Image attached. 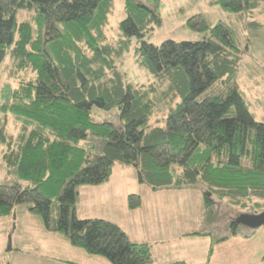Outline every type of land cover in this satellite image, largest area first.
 <instances>
[{
  "label": "trees",
  "instance_id": "16d2710c",
  "mask_svg": "<svg viewBox=\"0 0 264 264\" xmlns=\"http://www.w3.org/2000/svg\"><path fill=\"white\" fill-rule=\"evenodd\" d=\"M114 1L0 0V68L9 57V76L18 80L0 89V152L7 172L31 183L0 184V217L25 207L47 231L89 254L111 264H149L150 244L132 241L107 219L78 217L79 188L107 183L121 163L133 165L152 190L198 187L209 209L215 200L242 207L255 200L260 211L246 213H260L264 123L237 81L243 49L236 31L195 15L189 24L210 29L208 37L156 45L146 40L162 24L156 10L125 0L123 39L114 45L106 33ZM261 1L217 0L236 13ZM133 37L138 64L168 89L126 81L117 62ZM94 108H117V121H94ZM11 120L14 134L7 131ZM128 205L139 208L141 195L130 194ZM229 227L236 235L240 226L233 220Z\"/></svg>",
  "mask_w": 264,
  "mask_h": 264
},
{
  "label": "rangeland",
  "instance_id": "374dc122",
  "mask_svg": "<svg viewBox=\"0 0 264 264\" xmlns=\"http://www.w3.org/2000/svg\"><path fill=\"white\" fill-rule=\"evenodd\" d=\"M139 1L155 9L162 20L160 26H156L146 35V40L156 45L166 39L200 41L204 37H208L211 34L210 29L197 30L189 24V20L195 15H202L210 27L217 23H223L236 31L243 49V59L237 81L250 112L258 122L264 123V1H261L257 8L242 13L226 10L217 0ZM124 10L125 0H115L109 25L106 28L108 41L114 45H118L123 39L119 23L125 17ZM27 17L28 14L21 11L20 19L24 20ZM138 45V39L133 37L128 50L118 59V68L124 73L126 81L135 85L156 83L159 90L168 89V82L160 83L151 72L138 64L135 56ZM10 65L8 57L0 68V89L7 81L17 84L18 80L9 76ZM164 112L165 107L162 106L156 110L152 123L154 124ZM2 116L3 113L0 112V119ZM92 116L96 122H114L117 121L118 110L117 108L112 110L94 108ZM7 131L16 133L14 121L11 120ZM2 158L3 153L0 152V184L13 185L20 181L25 186L31 185L30 182L21 180L15 174L8 173ZM111 176L112 181L106 188L100 187L104 189L92 193L89 191L82 193V200L86 206L83 209L81 207L77 215L79 218L107 219L117 223L132 241L152 245V258L149 264H161L164 257L168 259L169 253V257H173L176 253V244L168 242L171 241L170 236L169 240L164 241L166 234L162 233L161 238L160 235H157V231L162 227L171 229L172 237L177 230L183 233L188 231L186 236L188 241H182L189 242L187 252L184 250V253L195 251L191 254L192 256L187 258L195 260L194 264L197 259H200L197 263L206 264L203 258L208 251V243L223 241V238L226 239L227 236L230 237L228 242H236L241 245L229 249L231 254L228 253L226 257H230L228 258L231 259L230 261H227L226 258L224 262L216 261L217 258H221L220 255L223 253L221 251L214 255L213 260L216 262L212 264H264V225L252 230L239 224L240 227L236 234L239 238L237 239L229 227L239 214L251 210L260 211V208L255 205V200L246 202L247 207L231 203L229 199L222 202L215 200L214 206L209 209L206 207L203 194L198 187L174 188L171 189L174 194L159 197L157 190L154 191L147 184L138 181L137 170L133 165L118 163L114 165ZM119 190L123 196L122 200L125 199L126 202L128 201V197L125 198L127 190L130 191V194L141 195L145 202L144 212L146 208L150 209L147 214L150 223L134 222L131 218L128 220L120 212L119 202L121 200L116 198ZM163 199L166 202L165 205L162 202ZM168 202H170L169 208ZM141 218L146 217L140 215L139 220ZM56 221L57 206L54 204L52 223H56ZM44 228L42 217L29 212L25 207H19L15 213L0 217V264H40L42 261H47L46 263L50 264V262L58 260L70 261L80 256L78 250L81 249L71 247L72 245L63 234L48 232ZM178 237L176 235L175 239ZM181 240L183 239L181 238ZM43 255H47L49 258L41 259Z\"/></svg>",
  "mask_w": 264,
  "mask_h": 264
},
{
  "label": "crops",
  "instance_id": "0c3cea01",
  "mask_svg": "<svg viewBox=\"0 0 264 264\" xmlns=\"http://www.w3.org/2000/svg\"><path fill=\"white\" fill-rule=\"evenodd\" d=\"M111 181H112V178H110L107 183H104L102 185H98V186H81L79 188L80 194H79V200H78V204H77V212H79V210L81 209V207L83 209L86 206V204H84L83 203V200H82V195H83L82 193L84 191H89L91 193L92 192H97L100 189H104V188H100V187H105L106 188L107 186H109ZM154 191H156V190H154ZM171 191H173V190H171V189H159V190H157V193H159L157 195L159 197H165V195H166V197H167L169 194H171V195L174 194ZM129 192L130 191H128V190L126 191V195H125V198L126 199H127L128 195H130ZM122 197L123 196L121 194V191L119 190L118 193H117V195H116V198H119L121 200L119 202V204H120V212L124 216H126V218L128 220H130V218H131V219L134 220V222L145 221L147 223H150V220L147 218V214H149L150 209L146 208V210L144 212V203L145 202H144L143 199H142V205L139 208H137V209H130L129 208V205H128V201L126 202L125 199L122 200ZM162 202L165 205L166 202H165L164 199L162 200ZM167 205H168V208H169L170 207V202H168ZM140 215L141 216H145L146 218H141L139 220V216ZM81 218H86V217H81ZM151 228H153V227H151ZM162 233L166 234V240H164V241L169 240L168 238L170 236L171 241H168V242H174V244H176V247H175L176 253H175V255L173 257H169V255H170V253H169L168 254V259L164 257L163 258V261H161V264H194V261L195 260L193 261L192 259H187V258H189L188 256H192L191 254H193L195 251L192 250V251H190L187 254L184 253V250L187 252V245H189V242H182V241H188V240H186V236L188 234V231L186 233H183V232L177 230L176 232H174L176 234L172 237V235H171V233H172L171 229L168 230L167 228L162 227L161 229H159L157 231V235H160V238H161V234ZM176 235L179 236L178 239H175V236ZM234 236H235V239L239 238L238 235H234ZM181 238L183 240H181ZM228 238H230V237L227 236V238L225 240L223 239V241L222 240H218L215 243L214 242L208 243V245H207L208 251H207L206 255L204 256L205 258H203V260H205V263L206 264H212V263H214L216 261H222V262H224L225 258L227 259V261H230L231 260V259H228L230 257H226V255L228 253L231 254V252H230L231 247H234L236 245L239 246L241 244L240 243H236V242H228ZM246 238L248 239V236H246ZM63 243L66 244L65 242H63ZM190 243L193 244V242H190ZM229 245H231V246H229ZM71 247H73V246H71ZM79 249H81V248H79ZM152 249H153V247L151 245V251H152ZM221 251L223 252L220 255L221 258L220 259L217 258L216 261L213 260L214 255H216L218 253H221ZM78 252H79L80 256L79 257H76V258H74V259H72L70 261L58 260L57 262H50V264H64V262H65V264H111L104 257L89 254L88 252H86L83 249L78 250ZM44 258H49V256L43 255V257L41 259H44ZM198 261H200V259H197L195 264H199V263H197ZM46 262L47 261H42V263H40V264H47Z\"/></svg>",
  "mask_w": 264,
  "mask_h": 264
},
{
  "label": "water",
  "instance_id": "95a60500",
  "mask_svg": "<svg viewBox=\"0 0 264 264\" xmlns=\"http://www.w3.org/2000/svg\"><path fill=\"white\" fill-rule=\"evenodd\" d=\"M235 221L252 230L258 229L264 225V210L260 213H241Z\"/></svg>",
  "mask_w": 264,
  "mask_h": 264
}]
</instances>
